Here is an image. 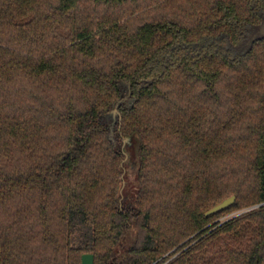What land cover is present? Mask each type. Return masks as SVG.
Segmentation results:
<instances>
[{
	"label": "trees",
	"instance_id": "16d2710c",
	"mask_svg": "<svg viewBox=\"0 0 264 264\" xmlns=\"http://www.w3.org/2000/svg\"><path fill=\"white\" fill-rule=\"evenodd\" d=\"M263 24L264 0H0V264H264Z\"/></svg>",
	"mask_w": 264,
	"mask_h": 264
},
{
	"label": "water",
	"instance_id": "95a60500",
	"mask_svg": "<svg viewBox=\"0 0 264 264\" xmlns=\"http://www.w3.org/2000/svg\"><path fill=\"white\" fill-rule=\"evenodd\" d=\"M260 33H264V24L262 25L261 29H260ZM118 113L117 108L114 109L112 111V114L114 116H116V114ZM125 142H129V139H126ZM235 196H232L230 198L225 199L223 202H221L220 204L216 205L215 207H213L211 210H209L206 215L210 216V215H214L230 206H232L235 203ZM95 263V258L93 254H84L82 256V264H94Z\"/></svg>",
	"mask_w": 264,
	"mask_h": 264
},
{
	"label": "rangeland",
	"instance_id": "374dc122",
	"mask_svg": "<svg viewBox=\"0 0 264 264\" xmlns=\"http://www.w3.org/2000/svg\"><path fill=\"white\" fill-rule=\"evenodd\" d=\"M126 163H129L130 165H134L131 161H126ZM128 179L124 183V191L125 193H133L136 190V182L134 178V174L132 173V170L127 173ZM232 216V215H231ZM234 216V215H233Z\"/></svg>",
	"mask_w": 264,
	"mask_h": 264
}]
</instances>
